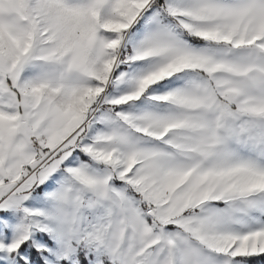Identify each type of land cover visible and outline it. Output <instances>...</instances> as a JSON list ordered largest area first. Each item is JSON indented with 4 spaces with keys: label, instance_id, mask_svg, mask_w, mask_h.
<instances>
[{
    "label": "snow or ice",
    "instance_id": "1",
    "mask_svg": "<svg viewBox=\"0 0 264 264\" xmlns=\"http://www.w3.org/2000/svg\"><path fill=\"white\" fill-rule=\"evenodd\" d=\"M0 264H264V0H0Z\"/></svg>",
    "mask_w": 264,
    "mask_h": 264
}]
</instances>
